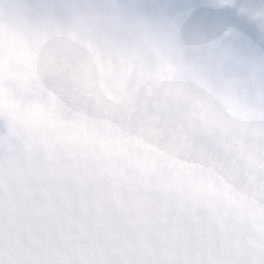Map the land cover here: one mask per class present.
<instances>
[{"label": "clouds", "instance_id": "obj_1", "mask_svg": "<svg viewBox=\"0 0 264 264\" xmlns=\"http://www.w3.org/2000/svg\"><path fill=\"white\" fill-rule=\"evenodd\" d=\"M212 11L201 20L150 0H0V98L124 132L149 162L264 158V0H213Z\"/></svg>", "mask_w": 264, "mask_h": 264}, {"label": "snow or ice", "instance_id": "obj_2", "mask_svg": "<svg viewBox=\"0 0 264 264\" xmlns=\"http://www.w3.org/2000/svg\"><path fill=\"white\" fill-rule=\"evenodd\" d=\"M0 116V264H264V158L149 162L43 104Z\"/></svg>", "mask_w": 264, "mask_h": 264}]
</instances>
